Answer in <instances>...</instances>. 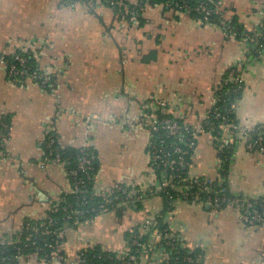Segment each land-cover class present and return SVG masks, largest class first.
I'll return each mask as SVG.
<instances>
[{
  "label": "crops",
  "instance_id": "obj_1",
  "mask_svg": "<svg viewBox=\"0 0 264 264\" xmlns=\"http://www.w3.org/2000/svg\"><path fill=\"white\" fill-rule=\"evenodd\" d=\"M227 17L256 34L264 21V0H220ZM143 22L117 21L101 5L61 6V0H0V54L30 44L40 70L54 76L51 88L12 82L0 64V118L9 123L0 159V239L11 238L25 221H37L70 190L63 164L43 163L40 144L54 131L64 148L91 147L98 158L97 191L117 183L147 182L148 132L140 121L150 97L166 101L175 116L196 131L213 107L227 70L240 65L242 93L235 117L242 128L264 124V51L245 66L251 41L229 37L222 28L163 6H146ZM238 139L229 167L232 196L264 198V148L248 151ZM210 136L200 133L191 176L212 175L217 166ZM163 208L159 196L121 217L102 212L64 231L63 263L21 258L15 264H76L80 250L100 245L122 252L124 234L153 223ZM164 223L191 248L204 252L203 264H264V223L248 225L235 206L176 200ZM158 237V234H157ZM154 241V238H153ZM156 244V243H153ZM142 264H159L166 253L154 245Z\"/></svg>",
  "mask_w": 264,
  "mask_h": 264
},
{
  "label": "trees",
  "instance_id": "obj_2",
  "mask_svg": "<svg viewBox=\"0 0 264 264\" xmlns=\"http://www.w3.org/2000/svg\"><path fill=\"white\" fill-rule=\"evenodd\" d=\"M63 0H61L62 2ZM65 1V0H64ZM72 4L81 3L91 7V4H96L95 0H68ZM114 4L109 5L108 3L102 2L97 4L110 9L116 20L125 22L132 25L129 18L132 11L136 13L137 23L140 24L142 20V12L146 6H163L164 8H169L175 12L183 13L184 10L180 8L181 3H186L189 7V11L186 12L189 17L199 20L202 19L203 14L195 10L199 3H203L206 7L210 9H215V4L217 0H113ZM95 6V7H96ZM225 12H212L208 16V23L214 24L216 26L229 25V29L236 33V39L251 41L253 44V49L245 56V62L241 65L244 69L245 66L251 61V59H256L264 51V42L260 37H256L254 34L245 32L238 21V18L233 15L227 17L225 13L227 9L224 8ZM226 18V22H223ZM223 22V24L221 23ZM221 24V25H220ZM227 31V29H226ZM246 38V39H245ZM7 61V66L12 63L11 58L12 53L4 54ZM27 58L28 65L30 67L29 71H38L39 66L37 59L33 56L31 52H26L23 54ZM234 69L230 67L224 74L221 84L216 92V100L213 104L212 110H215L225 116L226 121L233 122L238 125L237 119L235 117V110L231 108V105L236 103L241 97L242 93V82L232 83L227 81L229 71ZM40 70V69H39ZM236 74H242L240 69ZM54 82V78L52 80ZM19 84V83H18ZM0 121L6 125L1 130L0 141L2 139L5 142L7 139L9 123L6 118H0ZM180 124L185 125L182 119L179 120ZM206 122L212 124V137L214 140L220 139V130H218L220 123L222 122L219 118L213 115L206 118ZM205 121L202 123V128L209 129L206 126ZM260 126V125H258ZM253 127L257 129V127ZM264 126V124H263ZM1 129V125H0ZM190 132H196L195 129L189 128ZM189 141L196 143L193 137L187 135ZM255 132L251 133V141H255ZM174 138L170 137L166 139V143L173 141ZM238 139L232 138L228 143L222 147V152L217 153L216 158H221L222 165L220 169V180L215 181L222 187H226L225 192L226 197L229 199H240L231 195L227 187V176L229 172V167L233 161L234 153L237 148ZM44 147V143H42ZM44 156L49 153L47 148H43ZM53 149L61 155V160L67 176L69 177V171L77 169L79 164V159L84 155L91 160V170H89L88 177L84 173H79L77 175L78 180H84L85 189L78 190L73 189V183L75 182L71 176L69 177L70 190L68 192L61 193L57 200H55L50 208L45 212V214L37 221H25L22 225V229L11 238H6V242L0 243V264H15L18 262L17 257L21 258H32L36 256L40 262H50V255L57 252L63 259L65 256L61 250V246L65 241L64 231L68 228H76L79 224L90 221L101 213L102 205L108 207V210L114 212L117 217L123 215V211L126 207L119 206L120 201L114 200V197L119 194H113L111 202L109 204H103L101 197L92 194V188L94 186V178L98 171V158L96 152L91 147H83L78 149L64 148L58 143V139L53 145ZM259 150L256 146L254 151ZM215 151V150H214ZM188 156V155H187ZM123 186L126 183H122ZM128 189V188H126ZM197 188H193L195 190ZM199 190V189H198ZM158 196L161 198L163 203V208L161 213L156 217L153 223H148L144 225L145 231L142 232L143 226L135 225L127 230L124 234V240L126 242V248L122 252H112L104 250L100 245H94L84 248L79 251L78 259L80 260L77 264H142L143 255H150V246L153 243L155 247L161 248L168 254V264H203L204 252L200 248L188 247L184 240H170L166 239V234L170 233L167 225L164 223L165 213L172 209V204L176 200H180L179 193L175 191H164L159 193ZM211 196V194H204L202 197ZM194 199H190L188 202L193 203ZM258 212L262 213L264 210V198H259L255 200H248ZM197 202V200H195ZM55 203L58 204L57 210H51ZM141 202H130L127 207L139 209L141 207ZM198 204V203H196ZM223 208V207H221ZM79 214H76L78 213ZM63 234L59 236L60 234ZM158 234V237H157ZM154 238V241H153ZM134 240L136 243H134ZM64 262V261H63ZM62 262V263H63Z\"/></svg>",
  "mask_w": 264,
  "mask_h": 264
},
{
  "label": "built area",
  "instance_id": "obj_3",
  "mask_svg": "<svg viewBox=\"0 0 264 264\" xmlns=\"http://www.w3.org/2000/svg\"><path fill=\"white\" fill-rule=\"evenodd\" d=\"M96 4H91V7H95L97 4L102 2L113 5V0H95ZM72 3L68 0H63L61 6H71ZM180 8L184 10V14L189 11V7L186 3H181ZM196 11L203 14L202 19H199L202 23H208V16L213 12H225L224 6L220 0L216 1L215 9H210L206 7L203 3L195 8ZM181 13V12H179ZM137 16L136 13L132 11V14L129 18L130 22H136ZM224 18L223 22H226ZM223 22H221L223 24ZM221 25V24H220ZM223 31L231 38L236 39V33L229 29V25L224 27L219 26ZM227 29V31H226ZM256 37H260L264 42V21L258 27V30L255 34ZM246 39V38H245ZM26 52H31L36 58L37 54L32 49L30 44H22L18 46L14 51L11 58L12 63L7 66V61L4 54H0V64L4 65L6 68L7 77L14 83L25 84L26 82H32L37 84L41 89L46 90L52 87L53 85V74L48 70H39L30 72L27 58L23 55ZM234 69L229 71L227 81L232 83L242 82V74H236L240 71V65L232 66ZM231 108L235 110V103L231 105ZM219 118L222 122L219 125L218 130H220V139L217 141L212 137V124L206 122V118L210 116ZM180 118L175 116V110L171 107L166 101L158 100L155 97H150L144 102L141 114L140 121L142 125L148 132V138L145 145V151L148 158V171H147V182H134L126 184L123 186L121 183L114 184L105 188L102 191H97L95 187L92 188V194L97 195L102 198L103 204H109L111 196L113 194H119L114 197V200L120 201V204H117V207L123 206L127 207L130 202H143L151 196H158L159 193L164 191H175L179 193L180 200L188 202L191 198L194 199L193 203L198 204H207L214 209H220L225 206H235L240 212L241 220L243 223L248 225H258L264 223V210L262 213L258 212L256 208L247 200V199H229L226 197L225 192L227 191L226 187H222L218 182L215 185V181L220 180V169L222 165L221 158H217V166L212 175H203V176H191L187 172V168L190 165L196 143L189 141L187 135H190L197 139L200 133H204L210 136V143L215 150V153L222 152V147H224L230 140L231 135H236L240 137L244 146L248 151H253L257 146L259 150L264 148V126L260 125L257 129L252 127L242 128L239 125L226 121L225 116L219 112L209 109L204 116L205 125L209 126V129L201 128L199 131L194 133L190 132V126L187 124L183 125L179 122ZM203 121V122H204ZM1 130L3 127H6L0 121ZM192 128V127H191ZM255 132L256 139L251 141V133ZM173 137L174 140L166 143V139ZM57 135L52 130L46 132L45 138L40 144L42 150V162L43 163H59L62 164L61 155L57 150L53 149V145L57 141ZM196 141V140H195ZM48 149L49 153L47 156H44V147ZM4 140L0 141V159L4 157L3 152ZM188 155V156H187ZM64 163V162H63ZM89 170H91V160L87 156H83L79 159V164L77 169L69 171V177L75 181L73 183V189L78 190L85 189V181L78 180L77 175L79 173H84L87 178ZM68 177V179H69ZM70 184V183H69ZM128 188V189H126ZM193 188H197L193 190ZM71 189V188H70ZM199 189V190H198ZM211 194V196L202 197L204 194ZM179 200V199H178ZM197 200V202H195ZM58 204L55 203L51 210H57ZM109 212L108 207L102 205V212ZM76 214H79L76 213ZM151 223V221H146V224ZM63 235L62 233L59 235ZM166 239L170 240H181V238L174 233H168L165 236ZM6 242V239H0V243ZM134 243L136 241L134 240ZM32 258L37 259L34 255ZM18 261L21 257H17ZM168 254L166 253L165 259L159 264H168ZM50 262L62 263L64 259L57 252H54L50 255ZM80 260L77 257L76 264Z\"/></svg>",
  "mask_w": 264,
  "mask_h": 264
},
{
  "label": "rangeland",
  "instance_id": "obj_4",
  "mask_svg": "<svg viewBox=\"0 0 264 264\" xmlns=\"http://www.w3.org/2000/svg\"><path fill=\"white\" fill-rule=\"evenodd\" d=\"M105 212V211H104Z\"/></svg>",
  "mask_w": 264,
  "mask_h": 264
}]
</instances>
